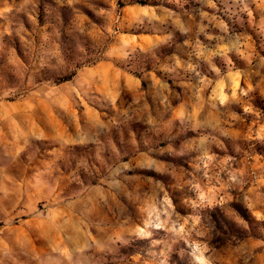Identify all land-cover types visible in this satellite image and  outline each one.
Returning <instances> with one entry per match:
<instances>
[{
	"label": "rangeland",
	"instance_id": "1",
	"mask_svg": "<svg viewBox=\"0 0 264 264\" xmlns=\"http://www.w3.org/2000/svg\"><path fill=\"white\" fill-rule=\"evenodd\" d=\"M0 264H264V0H0Z\"/></svg>",
	"mask_w": 264,
	"mask_h": 264
}]
</instances>
